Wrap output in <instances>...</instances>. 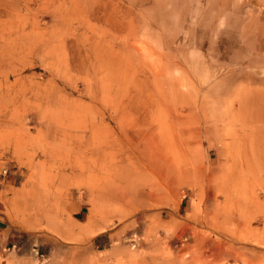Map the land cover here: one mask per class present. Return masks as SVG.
Returning a JSON list of instances; mask_svg holds the SVG:
<instances>
[{
  "label": "rangeland",
  "instance_id": "374dc122",
  "mask_svg": "<svg viewBox=\"0 0 264 264\" xmlns=\"http://www.w3.org/2000/svg\"><path fill=\"white\" fill-rule=\"evenodd\" d=\"M0 264H264V0H2Z\"/></svg>",
  "mask_w": 264,
  "mask_h": 264
},
{
  "label": "bare ground",
  "instance_id": "6f19581e",
  "mask_svg": "<svg viewBox=\"0 0 264 264\" xmlns=\"http://www.w3.org/2000/svg\"><path fill=\"white\" fill-rule=\"evenodd\" d=\"M0 3H2V0H0ZM66 12H67V10H66ZM112 26H113V28L115 30L116 29H121L122 28V23L121 22L116 23V24L114 23V24H112ZM153 130H154V128L151 129L148 132H143L142 135L139 134L138 137H141L144 140L142 145L144 146L145 151L150 150L149 148H153L152 150H155L158 153L159 156H162L163 153H164V151L162 149L164 141H158V136H157L158 133L153 131ZM130 139L133 141L134 144L137 143L136 142L137 141L136 136H131ZM112 142L114 144H116V145H120L119 137H114ZM98 155L99 154L96 153L95 157H99ZM95 164H97V162H95ZM221 248H222V246H221Z\"/></svg>",
  "mask_w": 264,
  "mask_h": 264
}]
</instances>
